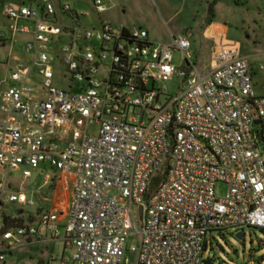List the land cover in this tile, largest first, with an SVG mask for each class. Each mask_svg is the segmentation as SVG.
<instances>
[{
	"label": "built area",
	"instance_id": "1",
	"mask_svg": "<svg viewBox=\"0 0 264 264\" xmlns=\"http://www.w3.org/2000/svg\"><path fill=\"white\" fill-rule=\"evenodd\" d=\"M4 15L14 28L1 46L17 34L28 41L12 57L14 86L0 88V208L34 206L10 190V172L27 179L47 166L72 187L64 214L19 222L0 209V263L40 231L71 250L66 263L131 264L132 252L136 264H204L212 231L264 230V97L238 44L216 37L201 73L190 33L153 43L143 28H85L87 14L56 0L10 5ZM53 63L66 89L54 85ZM174 76L182 82L170 96L161 83ZM217 183L227 187L222 197Z\"/></svg>",
	"mask_w": 264,
	"mask_h": 264
},
{
	"label": "rangeland",
	"instance_id": "2",
	"mask_svg": "<svg viewBox=\"0 0 264 264\" xmlns=\"http://www.w3.org/2000/svg\"><path fill=\"white\" fill-rule=\"evenodd\" d=\"M56 1L69 3L76 11L87 14L82 21L85 28L97 29L99 21H105L116 29L143 28L153 43H169L172 36L177 38L190 33L191 50L198 57L197 66L201 73H206L210 68V47L214 39L223 36L240 46V55L248 60L253 72L255 94L264 97V72L259 70L264 67V0H102L108 10L101 15H97L92 8V0ZM38 2L39 0H0V35L8 34L14 28V23L4 15L7 6L24 4L30 7ZM208 21L212 22L215 33L207 32ZM21 25L23 24H18ZM27 41V36L17 34L14 42H7L5 47L0 44V59L4 62L10 59L8 63H0L1 89L14 86V83L7 80L10 72L16 71L17 67L12 57L23 54ZM63 44L65 42L61 43ZM181 61V53H175L174 64L180 66ZM52 65L55 69L54 85L66 89L67 84L61 78V65ZM181 82L180 78L174 76L170 80H163L161 85L167 88L168 95L175 96ZM90 131L95 132V129L90 128ZM43 169L45 174L55 177L53 169L47 166H43ZM8 180L14 192H25L26 198L32 200L35 206L9 204L0 208L4 213L14 215L22 209L24 216L34 214L36 217L37 208H51L55 190L52 191L50 186H53L54 180L49 185H43L45 175L39 174V171L26 180L21 172H10ZM226 190L223 183L215 185L218 197L224 196ZM127 245L137 247L138 237L130 236ZM71 255V250H64L61 242L54 245L42 244L32 249L22 246L7 254L4 263L0 264H58L59 262H51V257H56L58 261L70 260ZM127 256L131 264H136L137 253L129 252ZM203 260H210V264H264V232L250 228L212 231Z\"/></svg>",
	"mask_w": 264,
	"mask_h": 264
},
{
	"label": "crops",
	"instance_id": "3",
	"mask_svg": "<svg viewBox=\"0 0 264 264\" xmlns=\"http://www.w3.org/2000/svg\"><path fill=\"white\" fill-rule=\"evenodd\" d=\"M206 29H207V32H210V33H215L216 32V30L212 26V22L211 21H208V26H207ZM212 46L210 47V51H211ZM190 50H191V43H190ZM192 53H193L195 64L197 65L198 64L197 63L198 62L197 61L198 57H195L196 55H195V53L193 51H192ZM38 171H39V174L45 175V180L43 182V185H49V183L54 180L53 186H50V187H51L52 191L55 190L54 191L55 192V197H54V200H53V202L51 204V208L49 210L50 211L61 212V213L64 214L65 211L67 210V207L69 205V200L71 198L72 177L71 176H65V175H63L61 173L55 172L56 175L53 178V177H51V175L45 174V170L43 169V167L41 169H39ZM38 171H36V172H38ZM48 177H50L51 179L49 181H47V183H46V179ZM10 190L12 192H14L12 190V188H11V185H10ZM14 193H17V192H14ZM20 193H24L25 194V192H21V191H20ZM30 201H32V200H30ZM9 204H14V203H6V204H3L2 207L5 206V205H9ZM19 206L20 207H24V206H21L20 204H19ZM34 206H35V204H34ZM40 211H46V210L39 207V208L36 209V213L35 214H38ZM2 213L5 214V216H7L9 218H12V219H15L16 221H19V222H27V221H29V220H31V219H33L35 217L34 214H32L31 216L30 215L29 216H24L23 215L24 211L22 209L17 211V213L14 214V215H11V214L9 215L7 213H4L3 211H2ZM64 223H65V219L62 218L59 221L58 224L60 226H63ZM56 242H61L62 245H63V249L64 250H70L69 248H66L64 246V243H63L61 238L52 239V237L45 231H40L36 237L30 238L22 246H25V247H28L29 249H32L33 247L35 248V247L40 246L42 244H52V245H54V243H56ZM22 246H20V247H22ZM53 247L51 248V252L54 251ZM11 253H12V251H11ZM50 260H51V262H59L58 264H60L61 261H65V264H66V261H69L68 259H66V260L61 259L60 261H58V259L56 257H51ZM47 264H50V263H47Z\"/></svg>",
	"mask_w": 264,
	"mask_h": 264
},
{
	"label": "trees",
	"instance_id": "4",
	"mask_svg": "<svg viewBox=\"0 0 264 264\" xmlns=\"http://www.w3.org/2000/svg\"><path fill=\"white\" fill-rule=\"evenodd\" d=\"M159 180H161V176L159 177V174H158V176H156L155 178H153V180H152V186H155L158 182H159ZM260 231H262V232H264V230H261V229H259Z\"/></svg>",
	"mask_w": 264,
	"mask_h": 264
},
{
	"label": "water",
	"instance_id": "5",
	"mask_svg": "<svg viewBox=\"0 0 264 264\" xmlns=\"http://www.w3.org/2000/svg\"><path fill=\"white\" fill-rule=\"evenodd\" d=\"M258 124H259V121H255V125H258ZM140 211H141V209H140ZM238 238H240V236H238ZM210 263H211L210 260L204 261V264H210Z\"/></svg>",
	"mask_w": 264,
	"mask_h": 264
}]
</instances>
